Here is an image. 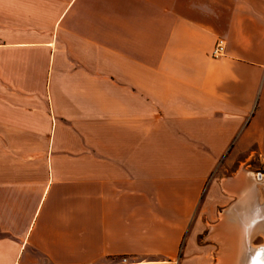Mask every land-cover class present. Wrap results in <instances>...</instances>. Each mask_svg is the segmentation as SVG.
<instances>
[{
    "label": "crops",
    "instance_id": "1",
    "mask_svg": "<svg viewBox=\"0 0 264 264\" xmlns=\"http://www.w3.org/2000/svg\"><path fill=\"white\" fill-rule=\"evenodd\" d=\"M245 152L264 0H0V264H202L181 241Z\"/></svg>",
    "mask_w": 264,
    "mask_h": 264
},
{
    "label": "rangeland",
    "instance_id": "2",
    "mask_svg": "<svg viewBox=\"0 0 264 264\" xmlns=\"http://www.w3.org/2000/svg\"><path fill=\"white\" fill-rule=\"evenodd\" d=\"M228 160V164L227 162L225 163V159L223 165H219V167L211 173L203 186V192L195 213L199 231L194 232L193 227H189L181 241L180 255L183 254L185 249L186 257L197 255L204 260L202 264H215L217 255L220 251L219 244L209 239L210 233L214 230L213 228H215V226L212 225L220 221V216L224 211L233 209L227 214L233 215V211L237 210L235 207H237L236 203L239 197L236 194H226L223 188V181L229 178L236 179L239 174L245 173L247 176H251V178L260 185L262 181L261 179H257V173H261L264 177V154L245 152L234 154L233 156L231 155ZM253 180H251V183H253ZM210 192H212L213 197L211 201L209 199L211 195ZM211 228L213 230H211ZM246 243H248V239ZM251 243H253L255 247L264 244V229H255L251 238Z\"/></svg>",
    "mask_w": 264,
    "mask_h": 264
},
{
    "label": "bare ground",
    "instance_id": "3",
    "mask_svg": "<svg viewBox=\"0 0 264 264\" xmlns=\"http://www.w3.org/2000/svg\"><path fill=\"white\" fill-rule=\"evenodd\" d=\"M237 177L234 191L228 188L231 183L223 181L228 193L238 195L239 199L235 207L237 210L233 211L230 219L223 214L220 216L217 228L220 232L211 233L220 246L215 264H264V244L255 247L251 243L255 229H264V177L260 176L262 185L245 173Z\"/></svg>",
    "mask_w": 264,
    "mask_h": 264
},
{
    "label": "built area",
    "instance_id": "4",
    "mask_svg": "<svg viewBox=\"0 0 264 264\" xmlns=\"http://www.w3.org/2000/svg\"><path fill=\"white\" fill-rule=\"evenodd\" d=\"M224 50H225L224 41L222 39H217L211 50V56L213 58H219L224 54Z\"/></svg>",
    "mask_w": 264,
    "mask_h": 264
},
{
    "label": "water",
    "instance_id": "5",
    "mask_svg": "<svg viewBox=\"0 0 264 264\" xmlns=\"http://www.w3.org/2000/svg\"><path fill=\"white\" fill-rule=\"evenodd\" d=\"M261 173H257V179L260 180Z\"/></svg>",
    "mask_w": 264,
    "mask_h": 264
}]
</instances>
